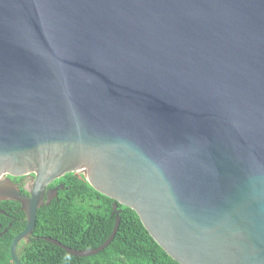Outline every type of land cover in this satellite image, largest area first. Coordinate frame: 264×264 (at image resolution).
Listing matches in <instances>:
<instances>
[{
	"label": "water",
	"instance_id": "95a60500",
	"mask_svg": "<svg viewBox=\"0 0 264 264\" xmlns=\"http://www.w3.org/2000/svg\"><path fill=\"white\" fill-rule=\"evenodd\" d=\"M82 174L180 264H264V0H0V200L32 234ZM32 174L22 193L12 177ZM47 193L46 199L44 195Z\"/></svg>",
	"mask_w": 264,
	"mask_h": 264
},
{
	"label": "trees",
	"instance_id": "16d2710c",
	"mask_svg": "<svg viewBox=\"0 0 264 264\" xmlns=\"http://www.w3.org/2000/svg\"><path fill=\"white\" fill-rule=\"evenodd\" d=\"M62 183L56 196L36 211L33 235L21 238L16 245L18 259L24 264H180L153 239L130 207L121 209L113 239L102 250L87 256H75L45 240L48 236L76 250L99 246L112 231L115 218L112 198L95 190L76 172L65 173L55 181ZM20 203L0 200V207ZM4 216L0 214V218ZM12 222V224H8ZM24 215L7 218L0 231V264H16L10 255V243L25 226Z\"/></svg>",
	"mask_w": 264,
	"mask_h": 264
},
{
	"label": "flooded vegetation",
	"instance_id": "af4514ba",
	"mask_svg": "<svg viewBox=\"0 0 264 264\" xmlns=\"http://www.w3.org/2000/svg\"><path fill=\"white\" fill-rule=\"evenodd\" d=\"M56 180V179H55ZM55 180H53L52 182H50L47 186H46V190L47 189H53L59 185H63L62 183L60 182H54ZM12 181L18 186L19 190L26 194V195H29V192L28 190L26 189L27 186L30 185V183L32 182V174H26V175H22V176H16V177H12ZM60 188V187H58ZM57 188V190H58ZM57 194V193H56ZM56 196V195H54ZM53 196V197H54ZM47 197V193L44 195V199H46ZM52 197V198H53ZM51 198V199H52ZM50 199V200H51ZM0 214H2L4 217L3 218H0V228L3 227L2 224H4L3 222L5 221V219H7L8 217L9 218H14V219H17V218H21L23 215H24V218L26 219V215L24 213V211H22L21 209V205H19V207L15 206V205H5L3 208L0 207ZM8 224H12V222H9L8 221ZM25 225H26V222H25ZM25 227V226H24ZM6 229H4L3 231H0V234H2ZM30 235H33V232L32 234Z\"/></svg>",
	"mask_w": 264,
	"mask_h": 264
}]
</instances>
